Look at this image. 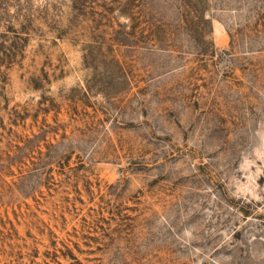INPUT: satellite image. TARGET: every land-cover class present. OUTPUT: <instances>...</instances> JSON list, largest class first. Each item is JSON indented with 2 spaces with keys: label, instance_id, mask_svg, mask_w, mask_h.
Instances as JSON below:
<instances>
[{
  "label": "rangeland",
  "instance_id": "rangeland-1",
  "mask_svg": "<svg viewBox=\"0 0 264 264\" xmlns=\"http://www.w3.org/2000/svg\"><path fill=\"white\" fill-rule=\"evenodd\" d=\"M0 264H264V0H0Z\"/></svg>",
  "mask_w": 264,
  "mask_h": 264
}]
</instances>
